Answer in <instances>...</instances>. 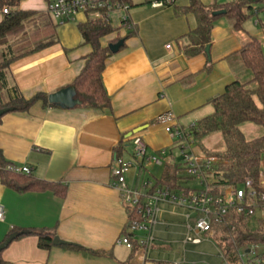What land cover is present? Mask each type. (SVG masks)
Returning a JSON list of instances; mask_svg holds the SVG:
<instances>
[{
    "label": "crops",
    "instance_id": "1",
    "mask_svg": "<svg viewBox=\"0 0 264 264\" xmlns=\"http://www.w3.org/2000/svg\"><path fill=\"white\" fill-rule=\"evenodd\" d=\"M50 1L22 0L20 8L48 12ZM158 1L130 0L133 34L128 35L130 29L114 19L112 24L119 30L101 40L106 46L117 36L125 38L124 47L108 59L103 72L111 108L79 104L64 107L38 101L28 111H10L1 117L0 149L7 162L29 166L36 180L65 188L64 194L49 187L19 190L0 177V205L4 208L0 244L9 235L24 232L0 253L5 262L163 264L157 256L170 248L166 246L168 240L180 236L184 245L188 210L170 203L160 205L162 216L148 263L140 248L119 243L125 234L128 213L112 185L116 148L126 144L122 155L134 160L131 141L140 135L150 154L169 153L175 139L157 121L158 116L173 111L188 127L211 114L214 109L210 100L240 76V64L232 62L231 54L251 35L259 38L249 31L245 32L247 37L239 36L232 21L221 16L211 32L210 55L205 52L188 57L184 47L186 35L197 27L195 15H177L173 4L154 6ZM231 1L234 0H201L205 5ZM173 3L187 6L189 1ZM3 18L0 4V22ZM64 24L57 27V43L14 61L8 68V82L16 85L25 98L67 89L82 71L92 46L84 43L79 23ZM68 94L70 100L76 101L71 90ZM140 127L144 129L128 137ZM127 138L129 141H125ZM135 175L134 168L127 175L129 184L144 191L146 182ZM24 178L27 176L20 175L16 181L21 187L25 185ZM34 230L54 232L77 248L53 243L51 248L43 249L38 245V236L31 233ZM205 242L213 241L207 238L200 244L184 246Z\"/></svg>",
    "mask_w": 264,
    "mask_h": 264
},
{
    "label": "trees",
    "instance_id": "2",
    "mask_svg": "<svg viewBox=\"0 0 264 264\" xmlns=\"http://www.w3.org/2000/svg\"><path fill=\"white\" fill-rule=\"evenodd\" d=\"M21 1L0 0L2 12L4 8H9V12L4 13V18L0 22V109L13 108V111H28L38 101H42L45 105H49V102L48 95L44 93H38L29 99L25 98L16 85L8 82V68L14 61L58 42L59 24L49 12L23 10L20 8ZM188 1L187 6L171 3L177 15L193 13L197 19V27L186 35L188 41L184 51L188 57L205 53L206 47L211 43L212 29L219 17H228L234 29L239 31L244 29L246 21L252 15L264 11V0H234L212 5H205L201 0ZM256 3L258 5H255ZM220 9H225L226 14L214 16L213 12ZM78 28L84 43L92 46V52L85 58L82 71L69 88L81 106L96 109L111 108V97L104 85L103 72L108 59L114 54L109 45L122 40L124 42L122 49L125 38L117 36L104 46L101 42L102 38L117 32L119 27L99 18H88L80 22ZM129 29L128 35L133 34L131 31L133 26ZM230 57L233 63L240 64V76L227 84L222 94L210 100L213 112L191 125L195 144L205 153L216 154L220 158L218 170L223 173L222 185L240 183L246 176L257 179L264 162V134L247 139L240 127L246 122L264 127V49L261 42L251 35L248 41ZM240 77L245 80H241ZM216 133L221 134L225 148L211 151L202 141ZM125 146L126 144H121L117 147L116 155H122ZM173 152L174 148L166 156L158 152L164 160L162 176L156 179L152 189L165 186L179 190L183 187L181 183L183 167ZM10 165L0 149V177L5 184L19 190L49 187L59 194L65 193V188L58 189V184L43 183L33 178L32 174L16 172L9 168ZM20 175L27 176L24 178L23 187L16 182ZM137 216V209H132L129 218L133 219ZM251 223L250 217L234 212L230 215L228 224L216 226V235L213 238L230 264H264V251L249 259L247 263L241 259L242 249L264 244V225L258 223L252 228ZM232 225H235L234 231L230 230ZM31 233L38 236V245L43 249L51 248L56 237L54 232L46 230H34ZM65 245L77 248L71 243ZM133 248L139 249L136 239H133ZM0 264L9 263L0 257Z\"/></svg>",
    "mask_w": 264,
    "mask_h": 264
},
{
    "label": "built area",
    "instance_id": "3",
    "mask_svg": "<svg viewBox=\"0 0 264 264\" xmlns=\"http://www.w3.org/2000/svg\"><path fill=\"white\" fill-rule=\"evenodd\" d=\"M175 1L160 0L154 3V6H163ZM129 9L130 3L127 0H51L48 4V12L56 22L75 20V16L82 13L87 17L91 14V18L111 23L118 19L126 29L132 26ZM8 12L9 8L3 9V13ZM157 121L163 124L166 132L175 139L174 148L179 151L177 160L181 163L183 172L195 182V187L182 184L183 187L179 190L165 186L152 189L154 182L146 181L143 191L137 185L129 184L127 175L132 169L135 168V177L139 180L142 171L149 164L162 167L164 162L159 153H149L148 145L140 135L133 136L131 142L134 160L115 154L112 168V185L119 191L128 213L126 231L119 239V243L133 248V239H136L143 259L148 263L156 239L155 230L160 221L162 203L179 205L188 210L185 214L187 232L184 245L200 244L207 238H213L216 235V226L228 224L230 215L234 212L250 217L252 228L258 223L264 225V166L257 179L246 176L240 183L222 185L223 173L218 170L220 158L216 154L205 153L195 144L191 126H183L173 111L160 114ZM159 152L163 156L168 154L166 151ZM9 168L20 173H32L29 166L10 165ZM134 208L137 209L138 216L130 219V211ZM3 217L4 208L0 205V220ZM230 230L234 231L235 225H232ZM141 233L143 234L140 235ZM255 246L257 245L242 249L241 259L244 263L258 255L245 258ZM216 247L222 264H230L225 253L217 245Z\"/></svg>",
    "mask_w": 264,
    "mask_h": 264
},
{
    "label": "rangeland",
    "instance_id": "4",
    "mask_svg": "<svg viewBox=\"0 0 264 264\" xmlns=\"http://www.w3.org/2000/svg\"><path fill=\"white\" fill-rule=\"evenodd\" d=\"M255 5H258L257 3ZM88 18H91V14L88 17L85 14L79 13L75 16V20L67 21L66 24L57 21L58 26L64 25H75L78 23L86 21ZM226 18V17H225ZM229 20V19H226ZM246 31L250 33L256 34L258 36L261 44L264 45V11H259L257 14L252 15L245 23L244 29L237 31L238 35L241 36L245 34ZM245 37L246 34L244 35ZM241 38L238 37V40ZM241 70V68H240ZM239 71V70H238ZM241 80H245V78L240 77ZM210 106V105H209ZM241 130L245 134L247 139H252L264 134V127L261 125H257L255 123L246 122L241 124ZM202 143L211 151H220L225 148L224 140L221 134L216 133L205 138ZM174 156L176 159H179V151L174 149ZM264 166V162L262 164ZM162 176V167L157 166L155 164H149L146 169H144L141 173V178L144 181L150 180V182H155L156 179ZM181 183L192 188L195 187V182L188 178L186 173H182ZM162 213H160V217ZM181 237L171 238L168 240L166 246H169V249L164 250L159 256L158 260L163 261V264H170L173 262H181V264H222V259L219 256L216 248L215 239L212 238V243L205 242L198 246L187 245L184 246L181 243ZM181 240V241H180ZM176 241V242H175ZM245 250V249H244ZM264 251V244L257 245L251 248V252L245 256V258H250L256 254H259ZM154 255V254H153Z\"/></svg>",
    "mask_w": 264,
    "mask_h": 264
},
{
    "label": "water",
    "instance_id": "5",
    "mask_svg": "<svg viewBox=\"0 0 264 264\" xmlns=\"http://www.w3.org/2000/svg\"><path fill=\"white\" fill-rule=\"evenodd\" d=\"M226 10L225 9H220V10H216L213 12V15L214 16H219V15H224L226 14ZM123 41L120 40L116 43H111L109 45L110 47V50L112 53H117L119 51V49L121 48V46L123 45ZM206 54L209 56L210 55V45H208L206 47V50H205ZM71 90L70 88H67V89H61L57 92H54L52 94H50L48 96V101L50 104H54V105H60V106H66V107H70V106H73L75 104H80V102L78 100L76 101H73V100H70V96L68 94V91ZM72 92V90H71ZM10 111H13V108H6V109H0V118L10 112ZM144 127H140V128H137L135 129L134 131L130 132L128 134V137H131L133 134H136L138 132H140L141 130H143ZM22 232H17V233H13L11 234L8 238H6V240L0 244V253L2 252L3 249H5L10 243L11 241H13L16 237H18L19 235H21ZM54 245H58V244H67V243H70V242H67V241H64V240H61L59 237H55L54 238V241H53Z\"/></svg>",
    "mask_w": 264,
    "mask_h": 264
}]
</instances>
